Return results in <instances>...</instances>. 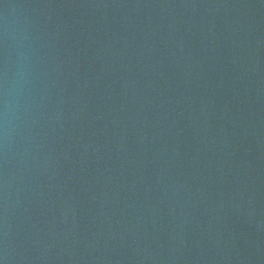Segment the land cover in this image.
Returning <instances> with one entry per match:
<instances>
[{
  "label": "water",
  "instance_id": "water-1",
  "mask_svg": "<svg viewBox=\"0 0 264 264\" xmlns=\"http://www.w3.org/2000/svg\"><path fill=\"white\" fill-rule=\"evenodd\" d=\"M0 264H264V0H0Z\"/></svg>",
  "mask_w": 264,
  "mask_h": 264
}]
</instances>
